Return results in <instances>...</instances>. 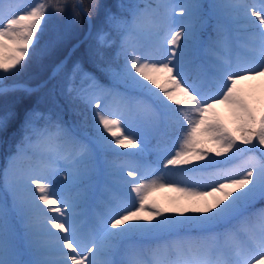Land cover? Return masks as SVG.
<instances>
[{
  "label": "snow or ice",
  "instance_id": "obj_1",
  "mask_svg": "<svg viewBox=\"0 0 264 264\" xmlns=\"http://www.w3.org/2000/svg\"><path fill=\"white\" fill-rule=\"evenodd\" d=\"M70 6L88 17L90 27L91 9L104 7L99 0L88 8L84 0H73ZM67 7L69 0H37L23 9L0 0V95L32 91L6 81L25 70L37 55L47 21ZM118 7L126 8L127 16L108 10L106 22L121 33L117 56L123 65L116 69L105 62L101 49L114 41L104 31L97 33L99 48L90 49L89 56L98 71L123 83L125 91L102 84L95 72L77 62L71 78L79 75L87 87H70L69 92L90 107L94 135L81 138L59 115L53 119L35 108L24 114L21 138L3 169L0 264H264V0L209 5L145 0ZM212 19L211 49L226 53L230 33L237 32L249 55L236 60L217 55L208 68L196 65L193 74L200 32ZM142 34L154 37L148 46L135 41ZM257 80L260 85L242 87ZM129 93L138 94L131 104ZM105 97L124 110L107 103L101 107ZM221 105L227 106L234 127L217 111ZM145 115L164 119L173 135L171 149L160 167L125 165L120 188L85 230L77 219V203L63 193L81 166L99 152L131 147L140 151L118 154L142 156L147 143L134 122ZM16 118L14 111L0 113V132ZM216 157H226V162L243 159L234 168L210 171L220 163ZM65 166L70 176L53 188ZM194 173L207 175L208 182L173 179ZM164 188L195 198L197 204L170 214L149 202L153 192ZM10 213L20 216L19 240L9 236ZM36 255L39 258H24Z\"/></svg>",
  "mask_w": 264,
  "mask_h": 264
},
{
  "label": "rangeland",
  "instance_id": "obj_2",
  "mask_svg": "<svg viewBox=\"0 0 264 264\" xmlns=\"http://www.w3.org/2000/svg\"><path fill=\"white\" fill-rule=\"evenodd\" d=\"M145 1V0H143ZM205 1L211 0H169V2L177 4H188V3H200L204 5ZM223 1V0H222ZM5 4H20L23 8H27L28 5L34 4L37 0H3ZM148 3H154L156 0H146ZM249 3L253 0H248ZM224 3V2H222ZM180 9L177 8V13ZM87 17V16H86ZM88 19V17H87ZM89 23V21H88ZM215 36V19L209 20L208 23L200 32L199 41L196 44L195 54L193 57L194 64L191 66L190 71L195 74L196 65H202L205 68H208L216 59L217 55H227L229 59L236 60L237 58H245L249 55L247 48L245 47V39L241 33L231 32L228 42V51L225 53L221 49H211L207 46L206 51L208 52V57L205 58L203 54L204 44H210L211 38ZM135 41L142 45L148 46L149 43L154 39V37L142 34L134 38ZM74 48L79 46V42L76 41ZM58 67L55 68L54 72ZM54 74V73H53ZM57 76V75H56ZM32 78V77H30ZM31 89L35 85L28 83H19ZM46 84V83H45ZM261 81H245L242 83V87L248 89L251 86L260 85ZM81 89L87 87V81L83 80L79 75L74 79L71 78V72L62 75L53 81V84L48 86L44 91V96L46 95L51 99V105L54 108H59V101L62 97L67 94H76L75 92H69V88ZM41 88V87H40ZM40 90V89H39ZM117 90L124 92V90L117 88ZM157 91H159L157 89ZM43 91H41V94ZM137 93H129L128 103L131 104ZM260 95L259 90H257V96ZM113 110H124L123 105L118 103L111 97H105L101 100V107H104L105 104ZM171 103V102H169ZM172 107H178V105L172 104ZM217 111L220 116L225 119L229 124V127H234V124L231 122V115L227 106L221 105L218 106ZM89 129L92 131V135L95 134L94 120H90ZM134 127H136L139 135L143 137L144 141L147 143V151L144 152L142 156H125L119 155L118 153H136L140 151L136 148L129 147L128 149L119 148L117 146V152H99L96 154L93 161L89 164L82 165L79 172L73 176L70 180L68 188L63 193L64 195L69 196L74 200L78 207L76 209L78 215L77 219L80 221L85 230H87L89 224L105 210L106 204L112 194V192L118 190L122 184L120 172L123 167L130 163H135L137 165L144 166L145 169L150 170L151 168L160 167V162L164 159L165 154L171 149L173 142L172 133L166 128L164 119L159 115L149 116L145 115L142 117L135 118ZM107 135V134H106ZM111 139V137H109ZM143 147V145H142ZM207 147H211L208 145ZM257 155H259L257 153ZM243 159V158H242ZM242 159L227 161L226 157H216V160L219 161L213 169L210 171H216L223 168H234L242 162ZM203 163V162H200ZM21 168H24L25 165L23 162L20 164ZM66 167V166H65ZM191 167V165L187 166ZM71 174V169L66 167L64 172H61L57 178L56 182L53 183V188L56 187L57 183L64 181L66 177H69ZM128 179H131L130 177ZM173 179L176 180H187L192 182H198L204 184L208 182V177L205 174L194 173L188 176H174ZM4 181L5 177L0 175V197L4 195ZM183 186V185H181ZM34 187V186H33ZM175 197V198H172ZM57 199L59 197H56ZM172 199L177 200L178 207L176 212L168 211L166 209L167 205H172ZM212 197L207 198L209 203L212 202ZM149 202H155L160 207L164 208L166 212L170 214H177L179 211H183L187 207L194 206L197 204L195 198H190L184 196L182 193L173 191L169 188H164L157 190L151 194L149 197ZM180 202V204H179ZM10 203V198H9ZM203 201H199V204H203ZM260 204H257L256 207H260ZM46 207V206H45ZM49 215H57L56 213H49ZM8 233L10 238L14 237L19 240L22 236V224L19 215L9 214L8 217ZM195 235V233H193ZM27 258H39L38 255ZM171 258H175L174 256Z\"/></svg>",
  "mask_w": 264,
  "mask_h": 264
},
{
  "label": "trees",
  "instance_id": "obj_3",
  "mask_svg": "<svg viewBox=\"0 0 264 264\" xmlns=\"http://www.w3.org/2000/svg\"><path fill=\"white\" fill-rule=\"evenodd\" d=\"M72 2L73 0H69V7L63 13L53 14L52 18L47 21L37 49V55L28 61V65L22 73L10 76L6 81L7 84L25 82L34 85L45 80L49 77L54 66L66 57L71 46L86 34L89 28L88 19L84 13L79 15L74 13L70 6ZM138 2L145 1L99 0V3L104 7L91 9L93 24L90 34L72 51L67 63L57 76L49 80L40 90H32L31 92L10 90L6 95H0V113L5 110L17 113V118L10 123L8 129L0 132V170L5 166L7 158L15 151V145L21 138L20 128L24 114L33 108L46 115H52L53 119L59 115L67 124L74 125L81 137L92 136V131L88 125L90 120H93V114L88 105L77 99L76 94L69 93L60 99L59 108H54L51 105V99L47 95L44 96V91L53 84L54 80L68 72L70 73V69L77 62L81 63L86 70L95 72L102 84L115 89H125L123 83L111 79L96 69L94 58L89 56V50L99 48L97 33L100 31L107 32L109 39L114 43L111 47H105L101 50L105 53V62L110 63L113 68L119 69L124 63L123 58L117 56L121 33L109 26L106 22V14L110 10L118 16H127L126 8H120L118 5L127 6ZM220 2L221 0H212L205 2V5ZM91 3L92 0H84L86 8ZM204 54H207L205 50ZM41 91H43L42 94Z\"/></svg>",
  "mask_w": 264,
  "mask_h": 264
},
{
  "label": "bare ground",
  "instance_id": "obj_4",
  "mask_svg": "<svg viewBox=\"0 0 264 264\" xmlns=\"http://www.w3.org/2000/svg\"><path fill=\"white\" fill-rule=\"evenodd\" d=\"M172 198H175V197H172ZM172 201V205H167V207H166V209L168 210V211H172V210H176L177 209V207H178V201L177 200H175V199H172L171 200ZM179 204H180V202H179ZM176 212V211H175Z\"/></svg>",
  "mask_w": 264,
  "mask_h": 264
}]
</instances>
